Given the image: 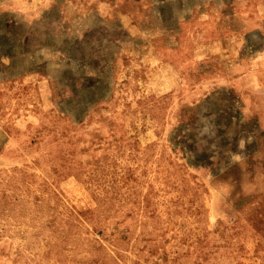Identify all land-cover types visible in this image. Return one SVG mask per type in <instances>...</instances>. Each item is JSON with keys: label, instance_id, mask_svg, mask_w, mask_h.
<instances>
[{"label": "rangeland", "instance_id": "374dc122", "mask_svg": "<svg viewBox=\"0 0 264 264\" xmlns=\"http://www.w3.org/2000/svg\"><path fill=\"white\" fill-rule=\"evenodd\" d=\"M0 264H264V0H0Z\"/></svg>", "mask_w": 264, "mask_h": 264}]
</instances>
